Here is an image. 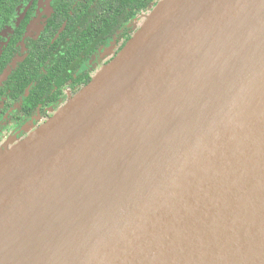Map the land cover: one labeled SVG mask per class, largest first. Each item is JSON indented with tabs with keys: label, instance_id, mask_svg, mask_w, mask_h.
<instances>
[{
	"label": "water",
	"instance_id": "obj_1",
	"mask_svg": "<svg viewBox=\"0 0 264 264\" xmlns=\"http://www.w3.org/2000/svg\"><path fill=\"white\" fill-rule=\"evenodd\" d=\"M0 152V264H264V0H159Z\"/></svg>",
	"mask_w": 264,
	"mask_h": 264
},
{
	"label": "flooded vegetation",
	"instance_id": "obj_2",
	"mask_svg": "<svg viewBox=\"0 0 264 264\" xmlns=\"http://www.w3.org/2000/svg\"><path fill=\"white\" fill-rule=\"evenodd\" d=\"M107 3L134 14L109 36ZM140 3L0 0V146L46 122L116 56L151 10Z\"/></svg>",
	"mask_w": 264,
	"mask_h": 264
},
{
	"label": "trees",
	"instance_id": "obj_3",
	"mask_svg": "<svg viewBox=\"0 0 264 264\" xmlns=\"http://www.w3.org/2000/svg\"><path fill=\"white\" fill-rule=\"evenodd\" d=\"M159 0H141V3L137 7L136 11H140L144 9L147 5H150V8H152L158 3ZM150 10V11H151ZM124 15L125 19L121 22L118 21V18L116 15ZM133 13L128 12L126 8L122 9H109V5L107 3V36L112 35L117 29H119L124 22L129 20L130 18L133 17ZM86 85V84H85ZM84 85V86H85Z\"/></svg>",
	"mask_w": 264,
	"mask_h": 264
},
{
	"label": "rangeland",
	"instance_id": "obj_4",
	"mask_svg": "<svg viewBox=\"0 0 264 264\" xmlns=\"http://www.w3.org/2000/svg\"><path fill=\"white\" fill-rule=\"evenodd\" d=\"M31 131H33V129H29V130L27 131L28 134H30ZM28 134H27V135H28ZM27 135H26V136H27ZM12 139H13V137H11L7 143H5L4 145H1V146H0V152H2L6 147H9V146L11 145L10 141H11ZM17 140H18V138H17Z\"/></svg>",
	"mask_w": 264,
	"mask_h": 264
}]
</instances>
